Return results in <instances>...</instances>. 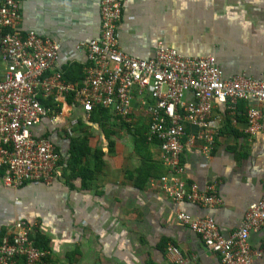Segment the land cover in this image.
Returning a JSON list of instances; mask_svg holds the SVG:
<instances>
[{
	"label": "crops",
	"instance_id": "1",
	"mask_svg": "<svg viewBox=\"0 0 264 264\" xmlns=\"http://www.w3.org/2000/svg\"><path fill=\"white\" fill-rule=\"evenodd\" d=\"M17 1L24 33L33 31L62 45L50 74L59 71L65 83L81 84L88 55L76 46L100 37L101 0ZM121 17L117 38L132 57L150 59L163 44L188 57L215 56L225 79L264 80V0H124ZM67 67L69 81L64 78ZM133 95L131 113L124 118L101 107L94 111L101 108L104 115L87 114L70 95L57 101L39 97L50 112L34 133L56 146L62 169L49 184L17 190L6 188L0 177V242L10 225L24 220L35 228L37 247L50 253L43 264H171V245L197 264H222L220 255L181 223L178 214L212 217L223 236L235 233L262 197L264 133H247L245 102L235 108L214 102L210 117L218 121V131L207 153L199 129L186 123L183 173L178 177L187 189L211 188L221 203H176L150 186L151 180L174 173L163 164L160 140H149L152 116L147 108L155 106L150 93ZM185 100L193 101V95ZM72 120L76 123L69 125ZM143 136L146 143L139 144ZM76 140L89 151L80 164L87 168L86 181L66 168ZM262 241L261 231L251 233L252 252L260 251ZM253 264H264V257Z\"/></svg>",
	"mask_w": 264,
	"mask_h": 264
},
{
	"label": "built area",
	"instance_id": "2",
	"mask_svg": "<svg viewBox=\"0 0 264 264\" xmlns=\"http://www.w3.org/2000/svg\"><path fill=\"white\" fill-rule=\"evenodd\" d=\"M124 0H101V35L81 41L76 49L85 51L89 65L85 80L65 83L54 71L62 55V45L33 31L23 33L20 3L0 0V176L6 188L17 190L29 184H49L60 174L61 156L47 138H39L34 129L50 112L39 97L59 100L71 96L87 114L95 108H107L120 117L132 110L134 91H148L154 107L149 140L158 138L162 161L174 175L151 180L176 203L190 202L199 207H214L221 200L211 188L198 185L186 188L181 155L186 136L185 124L199 129L205 142L203 152L211 148L218 129L212 119L214 102L247 105V133H264L261 122L264 109V80L245 76L224 78L213 55L184 56L175 49L159 44L154 57L138 59L120 47L117 29L121 22ZM68 58V57H67ZM187 94L194 100L187 101ZM146 108V107H145ZM54 116V115H53ZM72 120L69 125H74ZM71 131L68 129V133ZM195 138H190L193 143ZM178 220L201 237L204 245L218 253L222 264H253L264 257V182L260 201L250 206L242 226L229 237L221 235L212 217L193 218L185 213ZM35 228L17 220L7 229L0 242V264H43L49 251L36 247L32 235ZM262 232L260 251L250 247L252 232ZM171 264H197L171 245L167 249Z\"/></svg>",
	"mask_w": 264,
	"mask_h": 264
},
{
	"label": "trees",
	"instance_id": "3",
	"mask_svg": "<svg viewBox=\"0 0 264 264\" xmlns=\"http://www.w3.org/2000/svg\"><path fill=\"white\" fill-rule=\"evenodd\" d=\"M24 33V32H23ZM119 41V40H118ZM121 47V46H120ZM122 49V48H121ZM69 71H71V67L70 68H65L64 69V73L66 72V74H64V78L66 80H70L69 77H67V75L69 74ZM85 76V75H84ZM46 104V103H44ZM100 113L102 115L105 114V111L101 108L99 109H96L94 112H93V115L92 116H97V115H100ZM138 143L139 144H143V143H146V138L145 136L142 137V139H138ZM89 153L88 149H87V146L86 144L83 142V141H74L73 144H72V147H71V151H70V154H71V157L70 159L67 161L66 163V168H71L72 169V175H76L78 176L79 178H82L83 181H86V171H87V168H80V164L82 163V159L84 156H87V154ZM98 157V156H97ZM87 165V163L85 164ZM78 168V172L76 173L75 172V169ZM4 231V230H3ZM1 232V237L3 236L4 232ZM222 235V234H221ZM37 235L35 237V243L38 245L37 243ZM225 237V236H224ZM36 245V247H37ZM39 248V246H38ZM40 249H44V248H41ZM46 250V249H45ZM50 255V254H49Z\"/></svg>",
	"mask_w": 264,
	"mask_h": 264
}]
</instances>
